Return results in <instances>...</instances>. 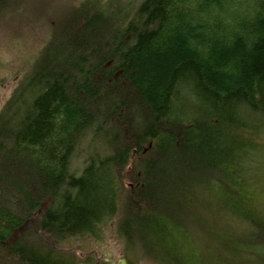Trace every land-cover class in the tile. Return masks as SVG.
<instances>
[{
  "label": "trees",
  "instance_id": "obj_1",
  "mask_svg": "<svg viewBox=\"0 0 264 264\" xmlns=\"http://www.w3.org/2000/svg\"><path fill=\"white\" fill-rule=\"evenodd\" d=\"M115 1L46 20L0 106V264H96L71 242L102 239L114 217L125 251L148 242L163 264L203 263L177 238L195 186L203 210L223 193L213 211L237 223L213 256L264 264V212L245 195L264 155V0ZM25 12L0 0V27L16 37Z\"/></svg>",
  "mask_w": 264,
  "mask_h": 264
},
{
  "label": "rangeland",
  "instance_id": "obj_2",
  "mask_svg": "<svg viewBox=\"0 0 264 264\" xmlns=\"http://www.w3.org/2000/svg\"><path fill=\"white\" fill-rule=\"evenodd\" d=\"M85 1L93 0H21L22 6L26 10L23 19L27 27L21 30V34L13 38L10 33L11 29L8 26L0 27V106L4 99L8 97L9 92L16 86L18 79L21 77V71H26L27 66H29L27 63L46 39L48 27L45 25V21L55 19V22H59L57 25V29H59L62 22L60 20L65 13L69 12L66 7L77 6ZM136 1L133 0V3L135 4ZM115 4L116 1L112 0V5L115 6ZM87 146L88 144H82L75 151V157L71 159L76 172L81 170L85 163V157L89 154L88 151L90 150ZM261 158L262 162L259 158L255 161L256 169H254L253 178L245 187V195L247 194L250 198L249 202L258 208L255 216H259L262 211L264 212V155ZM220 195L222 198L204 196L203 205L208 208L203 210L200 205L201 198L198 187L195 186L194 196L189 203V210L185 212L187 205L184 204L183 213L181 212L179 217L182 227H188L186 237L182 238L181 235H177L180 248L184 247L186 251L198 255L203 261L200 264L208 262L214 264L215 261H217V264H225V260L222 263L218 261L222 259L213 256V251L217 245L212 241H214V237L218 240L225 237L223 229L231 230V227L226 228L228 223L234 226L237 224L228 215L224 216L222 213L213 211V208L217 205L221 209L226 204V196L223 193ZM197 207L200 208L201 212L197 213ZM116 226L117 219L114 217L105 225L104 235L100 240L87 236L75 237L71 243L76 255L84 258L87 252L92 253L100 260V264H118L120 260H125L126 264H163V247H155L151 243L144 242L137 249L131 251V248H128L125 251L124 240L118 236ZM210 234L211 236L208 238L207 236ZM15 235L14 233L13 236ZM221 253L222 258H228L227 253L223 251ZM153 256L156 258V260H153L155 262L151 259L142 260L138 258H152ZM80 263L85 264V261ZM169 264L173 263L169 262Z\"/></svg>",
  "mask_w": 264,
  "mask_h": 264
},
{
  "label": "flooded vegetation",
  "instance_id": "obj_3",
  "mask_svg": "<svg viewBox=\"0 0 264 264\" xmlns=\"http://www.w3.org/2000/svg\"><path fill=\"white\" fill-rule=\"evenodd\" d=\"M120 262H121V260L119 261L118 264H121ZM96 264H100V261H97ZM125 264H126V262H125Z\"/></svg>",
  "mask_w": 264,
  "mask_h": 264
},
{
  "label": "water",
  "instance_id": "obj_4",
  "mask_svg": "<svg viewBox=\"0 0 264 264\" xmlns=\"http://www.w3.org/2000/svg\"><path fill=\"white\" fill-rule=\"evenodd\" d=\"M121 264H125V260H121V262H120Z\"/></svg>",
  "mask_w": 264,
  "mask_h": 264
}]
</instances>
